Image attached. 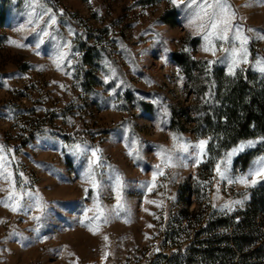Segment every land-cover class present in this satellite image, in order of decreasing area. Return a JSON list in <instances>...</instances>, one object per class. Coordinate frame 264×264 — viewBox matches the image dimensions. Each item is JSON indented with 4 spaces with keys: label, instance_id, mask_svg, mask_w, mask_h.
<instances>
[{
    "label": "rangeland",
    "instance_id": "374dc122",
    "mask_svg": "<svg viewBox=\"0 0 264 264\" xmlns=\"http://www.w3.org/2000/svg\"><path fill=\"white\" fill-rule=\"evenodd\" d=\"M30 2L0 0V145L11 161L17 189L26 178V189L38 191L47 206L46 219L36 233L30 216L40 213H14L0 203V264H230L225 260L227 240L251 210L254 191L264 180L254 187L228 185L213 179L215 164L241 143L264 137V127L252 126L233 145L219 113L229 112L230 86L234 91L246 81L264 94V74L254 67L264 58V39L247 33L252 37L250 63L232 77L220 63L206 71L208 61L224 54L218 51L213 57L201 51L203 40L188 27L183 6L170 0H46L57 23L48 29L52 38L45 37L37 49L30 30L34 24L28 23ZM229 2L245 30L264 33V4ZM22 27L29 30L18 31ZM65 41H71L76 55L71 68L57 69L56 44ZM87 47L92 49L86 59ZM108 65L116 77L105 83L111 75ZM173 134L193 143L209 139L207 157L198 167L166 169L149 192L140 185L151 181L152 165L160 162L157 146L171 149ZM125 136L140 142L143 160L127 155ZM84 141L102 150L126 185L125 212L101 223L95 234L89 221L81 223L84 209L93 207L90 185L82 181L80 163L64 147ZM260 156L264 143L237 153L231 174H247ZM217 183L219 200L213 198ZM9 186L0 176V201ZM85 188L90 189L88 196ZM238 199L244 200L242 207L219 211L225 201ZM115 203L114 194L102 197L106 209ZM263 222L264 215H259L256 224L262 233ZM13 231L22 237L10 235Z\"/></svg>",
    "mask_w": 264,
    "mask_h": 264
},
{
    "label": "snow or ice",
    "instance_id": "6c2138e0",
    "mask_svg": "<svg viewBox=\"0 0 264 264\" xmlns=\"http://www.w3.org/2000/svg\"><path fill=\"white\" fill-rule=\"evenodd\" d=\"M170 2L176 7L183 6V10L186 12L188 19V27L193 28L194 34L200 35L203 40L201 51L210 53L213 57H216L218 51L224 54L218 60L208 61L206 71L210 72L211 66L217 63L225 65L228 76L235 77L237 70L244 71L241 65L250 63L248 44L250 39H252L247 33H254L256 39H264V33L251 28L245 30L237 21V12L229 0H170ZM259 2L264 4V0H259ZM29 7L32 11L29 12L28 23L34 24L30 30L36 34L35 47L39 49L45 43V37L52 38V33L48 29L56 25L57 17L47 7L46 0H31ZM45 17H48L47 21L44 20ZM41 23H44L45 26L40 27ZM25 30L29 29L26 27L18 29V31ZM69 31L70 34L75 35L71 29ZM9 42L17 47H24L23 44L15 40H10ZM71 49V41L56 44L53 63L57 69H62V66L66 68L72 67V62L76 54ZM184 50L190 51L187 48ZM37 55H39V52H37ZM65 61H67L66 64ZM108 67L111 75L105 77V83H108L110 79L116 77V70L111 65H108ZM254 67L261 74H264V58L257 60ZM66 74L71 75V72H66ZM122 83L123 81L115 85L112 89V94H115V89L120 87ZM61 87L63 88L64 86L61 85ZM165 115H167L166 108ZM124 139L127 155L134 160H143L144 157L138 146L140 142L135 136H125ZM172 141L171 149L157 146L156 156L160 162L152 165V179L151 181L142 183L140 185L141 188H146L147 191L151 192L157 186L156 182L158 178L165 176L166 169L188 167L190 164L193 167H198L205 161L208 154L207 146L209 139H199L193 143L184 140L182 136L173 134ZM257 143H264V137H261L258 141L249 140L246 143H241L238 147L226 152L224 158L215 164V177L213 179L218 178L220 182H226L228 185L239 184L244 187H254L261 180H264V156L257 158L254 167L247 174L238 176L231 174L230 166L232 157L239 152H243L246 148L255 147ZM64 147L80 163L83 169L81 174L82 181L90 185L92 195L89 198L93 202V207L84 209V218L81 220V223L89 221L88 226L95 234V232L99 231L101 223L107 224L111 218L119 217L121 213L125 212L124 189L126 185L119 171L112 165L106 163V159L99 147L90 146L87 141L64 145ZM7 151L11 152V149ZM0 153H4L2 145H0ZM12 159L14 160L15 157H12ZM10 164L11 161L8 159L7 154H0V176L8 181L10 185L7 197L5 200L0 201V203L14 213L22 212L25 215L33 212L40 213L39 215L30 216V219L36 222V227L32 231L39 233L46 219L47 206L44 204L38 191L33 192L26 189L25 185L28 183L26 178L21 182L20 189H17L16 181L13 180V173L9 171L8 166ZM104 169L107 171H102ZM20 176H23V173H20ZM204 183L207 184L209 182ZM90 189H84L86 196H88ZM219 190V183H217L214 199H221ZM105 194H114L116 203L111 209H106L102 205V197ZM246 199L247 196L245 195L244 200ZM244 200H227L219 206V211L225 213L233 212L237 206H243ZM146 202L157 203L156 201ZM157 206H160V204H157ZM212 207L217 208V205L213 203ZM89 212L94 213V215L89 217ZM149 227H152V225H149ZM10 235L22 237V233H16L15 231L10 233ZM104 239L107 240L108 237L105 236ZM107 255L105 253V256Z\"/></svg>",
    "mask_w": 264,
    "mask_h": 264
},
{
    "label": "trees",
    "instance_id": "16d2710c",
    "mask_svg": "<svg viewBox=\"0 0 264 264\" xmlns=\"http://www.w3.org/2000/svg\"><path fill=\"white\" fill-rule=\"evenodd\" d=\"M91 49L92 47H87L86 59ZM215 78L218 84L219 77ZM232 88L229 87V94L226 95L231 107H228V113H219V121L225 128L227 140L234 145L251 133L252 126L258 130L264 127V94L246 81L234 91ZM250 207L246 218L235 226L233 236L227 240L230 247L226 249L225 260L232 261L230 264L234 263L236 258H239L236 260L237 264H264V233L256 224L257 217L264 215V184L255 189ZM263 225L264 222L261 226ZM254 233L259 236L251 235ZM254 243L261 245L252 250L250 247Z\"/></svg>",
    "mask_w": 264,
    "mask_h": 264
},
{
    "label": "built area",
    "instance_id": "2783aa9c",
    "mask_svg": "<svg viewBox=\"0 0 264 264\" xmlns=\"http://www.w3.org/2000/svg\"><path fill=\"white\" fill-rule=\"evenodd\" d=\"M244 174H245V170L238 171V175H244ZM207 196H209V193H207Z\"/></svg>",
    "mask_w": 264,
    "mask_h": 264
}]
</instances>
